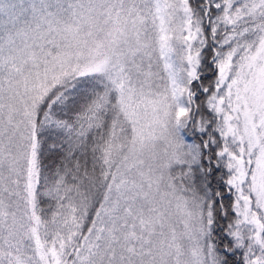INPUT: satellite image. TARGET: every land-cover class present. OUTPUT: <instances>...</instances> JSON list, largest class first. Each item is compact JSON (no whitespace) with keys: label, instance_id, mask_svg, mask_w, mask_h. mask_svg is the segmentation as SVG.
Instances as JSON below:
<instances>
[{"label":"snow or ice","instance_id":"6c2138e0","mask_svg":"<svg viewBox=\"0 0 264 264\" xmlns=\"http://www.w3.org/2000/svg\"><path fill=\"white\" fill-rule=\"evenodd\" d=\"M0 264H264V0H0Z\"/></svg>","mask_w":264,"mask_h":264}]
</instances>
